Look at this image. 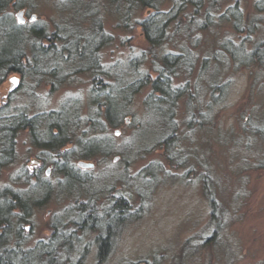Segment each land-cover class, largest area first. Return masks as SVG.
<instances>
[{"label":"rangeland","instance_id":"rangeland-1","mask_svg":"<svg viewBox=\"0 0 264 264\" xmlns=\"http://www.w3.org/2000/svg\"><path fill=\"white\" fill-rule=\"evenodd\" d=\"M137 1L13 0L0 14V22L24 24L30 59L48 53L28 65L41 69L37 79L7 75L0 109L6 118L21 111L48 117L66 106L70 141L60 155L33 141L29 128L18 131L0 191L40 203L28 214L15 209L0 227V255L17 250L34 258L17 264H37L39 251L41 264H264V9L259 0H204L203 12L191 0ZM146 2L161 12L181 9L161 43L150 42L140 25L154 11ZM208 6L218 16L212 24L204 23ZM3 30L0 24V36ZM101 32L100 65L88 68L93 52L85 50L73 65L65 46L71 50L80 38L88 49ZM225 44L242 48L243 63ZM256 47L260 56L249 61L245 53ZM172 51L193 59L175 69L172 88L185 92L173 101V118L154 107L162 95L149 84L129 93L127 110L112 124L98 98L108 90L114 97L122 80L157 77ZM88 139H104L111 149L87 158L81 145ZM115 213L121 216L101 257Z\"/></svg>","mask_w":264,"mask_h":264},{"label":"trees","instance_id":"trees-1","mask_svg":"<svg viewBox=\"0 0 264 264\" xmlns=\"http://www.w3.org/2000/svg\"><path fill=\"white\" fill-rule=\"evenodd\" d=\"M13 0H0V14L3 10H5L10 2ZM126 2H129V0H124ZM135 2H139L137 0H134ZM196 3L195 5L196 9H202L204 7V0H191ZM196 1V2H195ZM142 2V0H141ZM153 3V2H152ZM152 3H145V7H151L153 8ZM179 3L177 4V6ZM257 9H264V0H259L257 3ZM238 7V6H237ZM236 5L232 6V8L236 9ZM153 14L149 15L148 18H145L141 21L140 25L143 28V31L145 33L146 38L152 42V43H161L162 41L166 40L168 35V29L171 24V20H175L178 15L181 13L180 8H172L171 12H161L159 8H153ZM233 9V10H234ZM157 10V11H155ZM200 10H197L199 12ZM235 11V10H234ZM203 12V9H202ZM172 15V18L170 16ZM205 24H212L216 22L217 17L212 14L211 8L208 6L205 13ZM239 15V13L237 14ZM236 15L235 19V26L238 28V32H242L244 29V25L242 24V20L240 16ZM170 18V20H169ZM0 24L4 27V30L2 32V36H0V84L5 80L8 74L17 72L20 74H27L30 75L32 78H36V75L38 74L39 70L36 69L31 70L29 68V63L34 61L33 66L38 63V59H44L47 56V52L43 51L45 49H42L37 53V55H33V58L30 59L28 57V54L26 52V45L24 41H27L28 38H23L22 34V27L23 25H20L16 23V21L12 19H7L4 21H1ZM100 27V25H99ZM177 30V29H176ZM33 32V31H32ZM156 33V34H155ZM156 35V36H155ZM154 37V38H153ZM102 38L105 39L104 34L102 32L98 35L96 39V43L90 44L89 48L87 49V42H84L82 39L79 38L78 41L71 42L68 46L71 48V50L65 46L70 52L68 53V57L71 58V63L79 64L80 60L84 61L83 51L93 52L92 53V61L91 65L88 66V68H97V64L100 65L98 54H96V49L99 48L100 45H98V41H102ZM41 39H46L45 36H41ZM71 41V39H70ZM50 42H53V39L50 40ZM79 43H83L82 47H80ZM227 47V50L229 54L231 55V58L235 61V63H243L241 62V55L238 54V50L240 47L232 46L225 44ZM243 47V44L242 46ZM239 48V49H238ZM260 50L256 47L252 51H248V53H245V58L249 61H254L260 56ZM257 54V55H255ZM262 55V54H261ZM95 64V65H93ZM94 67H91V66ZM163 65L165 69H162L158 76L155 78L150 77H141L137 78L135 82L131 84L130 81L125 82L122 85L117 86L115 89L116 95L112 97L111 90H108L103 96H105V99L103 102L99 100V106L103 107V105H106L101 111L104 112L105 116L109 118V121L112 124H115V120L119 119L120 116H123L125 111L127 110V102L123 101L124 99H127L129 96V93L136 92L139 88H142L145 85L151 84L154 91L160 92L162 96L158 98L156 102L153 103L154 107L160 109L167 108L169 109L168 115L171 120L172 117V105L173 101H176L177 97H179L183 92L182 87H178L176 89L172 88L173 84V75L175 73V69L181 68L183 66H193V59L189 56V54L184 53H178V52H167L163 56ZM39 68V67H38ZM41 68H44V66H41ZM87 68V69H88ZM81 71H84L85 69H80ZM167 73H166V72ZM128 75V74H127ZM64 75L59 76L57 79L59 82H62L64 80ZM124 79V78H122ZM128 84V85H127ZM120 88V89H119ZM111 89V88H110ZM98 95V96H97ZM94 99L97 97H100L99 91L98 94L93 95ZM102 97V96H101ZM103 104V105H102ZM5 107L0 109V173L1 169L9 164L10 159L13 158V155H15L14 145L16 143V136L18 135V131L21 129H30V133L32 135L33 141H41L42 145L46 148H50L52 151H55L58 148V153L60 155L64 154L65 151L60 152L61 149L70 142L68 140V137L65 133L66 130V124L68 123L65 116L64 110L67 109V107H63V110H59L57 113L50 112L47 116L41 117L42 115H36V116H29L27 113L21 111V113L15 114L13 116H9V118H6L3 110ZM102 112V113H103ZM62 113H64L62 115ZM59 115V116H58ZM167 115V116H168ZM120 120V119H119ZM62 121L64 124H62ZM43 123V124H41ZM44 125V126H43ZM174 135V134H173ZM41 137V138H39ZM44 140V141H43ZM83 148L90 150L91 153L84 152L83 156L89 158L94 155L95 152H109V149H111L110 145L107 141L104 139L101 140H86L81 145ZM65 174H73L67 171V168H65ZM67 175V176H68ZM78 178V177H77ZM38 201V202H37ZM32 203H35V205H39V200H32L30 196H25L23 194L13 193L11 191H0V227H7L8 224L11 221V215L14 213L15 209L19 208L24 213H29V209L32 207ZM125 207V202L121 203ZM92 213V212H91ZM90 213V214H91ZM120 214L115 213L113 218L110 222H108V228L106 226L107 236H105L104 240H101L100 244V252L99 255L102 257V254L104 252H107L109 249L108 245V237H109V229H111V226L115 224L120 219ZM92 218V217H91ZM103 219H98L96 222H101ZM92 222V221H91ZM103 222V221H102ZM106 246L108 249H105ZM38 249V248H37ZM22 251H14V250H5L0 255V264H17L18 257L30 259L33 262L34 258H30L27 255H22ZM17 255H16V254ZM16 255V256H15ZM40 251L37 255V258H35V262H39L37 264H41L40 259Z\"/></svg>","mask_w":264,"mask_h":264},{"label":"water","instance_id":"water-1","mask_svg":"<svg viewBox=\"0 0 264 264\" xmlns=\"http://www.w3.org/2000/svg\"><path fill=\"white\" fill-rule=\"evenodd\" d=\"M22 15H23V12H20L19 13V20H20V22H23L24 21ZM32 19H34V17H32ZM79 165L82 166V167H91V166H93V164L87 163V162H84V161H80L79 162Z\"/></svg>","mask_w":264,"mask_h":264},{"label":"flooded vegetation","instance_id":"flooded-vegetation-1","mask_svg":"<svg viewBox=\"0 0 264 264\" xmlns=\"http://www.w3.org/2000/svg\"><path fill=\"white\" fill-rule=\"evenodd\" d=\"M18 24H20V25H24V24H21V23H18Z\"/></svg>","mask_w":264,"mask_h":264}]
</instances>
